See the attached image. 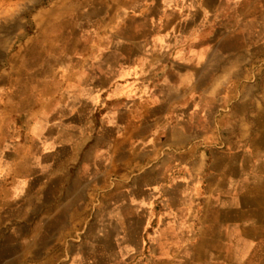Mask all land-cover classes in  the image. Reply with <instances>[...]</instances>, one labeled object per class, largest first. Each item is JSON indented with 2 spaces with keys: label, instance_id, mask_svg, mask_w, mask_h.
Segmentation results:
<instances>
[{
  "label": "crops",
  "instance_id": "1",
  "mask_svg": "<svg viewBox=\"0 0 264 264\" xmlns=\"http://www.w3.org/2000/svg\"><path fill=\"white\" fill-rule=\"evenodd\" d=\"M47 15L58 31L0 47L29 249L40 217L89 233L50 264H264V0H53L32 20Z\"/></svg>",
  "mask_w": 264,
  "mask_h": 264
},
{
  "label": "rangeland",
  "instance_id": "2",
  "mask_svg": "<svg viewBox=\"0 0 264 264\" xmlns=\"http://www.w3.org/2000/svg\"><path fill=\"white\" fill-rule=\"evenodd\" d=\"M53 0H0V47L8 55L14 53L19 48L29 47V33L40 34L42 31L54 33L58 31L59 26L54 23L55 18H50L52 14L46 16L47 23L45 27L40 26L32 20L35 14L41 8H48ZM48 13V12H47ZM52 19V20H50ZM40 23V20H39ZM28 41V44L26 42ZM36 41L34 47L37 49ZM36 59V56L33 60ZM8 61V62H7ZM2 63V67L9 65V60ZM34 63V67L40 63ZM7 142V141H6ZM0 152V264H50L57 261L60 255L63 241L81 243L88 237L87 232L75 234L66 230L57 229L52 231H42L41 218L35 217L36 224L33 232L35 247L29 249V188L25 183V176L21 163L11 161L15 154L25 155L22 151H11L6 145L1 147ZM15 159V158H14ZM16 164V165H15ZM23 166V165H22ZM25 169V168H24ZM26 173V172H25ZM23 175L18 183L10 182L11 176ZM27 174V173H26ZM70 207V206H69ZM35 210L38 209L34 205ZM70 211V210H69ZM50 215V224L69 225L72 216ZM46 218V219H47ZM65 218V220H64ZM74 221V220H73ZM60 227H63V226ZM32 234V233H31ZM75 234V235H74ZM42 243V244H41ZM47 243V244H46ZM49 246L48 248L42 245ZM39 245V247H37ZM41 246V247H40ZM70 248H67L69 251ZM29 250L34 251L33 256L29 258ZM50 262V263H48ZM62 264V263H56Z\"/></svg>",
  "mask_w": 264,
  "mask_h": 264
}]
</instances>
